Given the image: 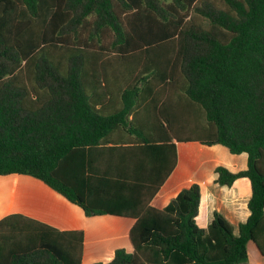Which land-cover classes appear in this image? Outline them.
Segmentation results:
<instances>
[{
  "label": "trees",
  "instance_id": "16d2710c",
  "mask_svg": "<svg viewBox=\"0 0 264 264\" xmlns=\"http://www.w3.org/2000/svg\"><path fill=\"white\" fill-rule=\"evenodd\" d=\"M222 145L250 182L238 234L196 217L200 187L150 204L176 144ZM26 175L87 217L134 220L107 264H248L264 257V0H0V176ZM83 234L10 214L0 264H81Z\"/></svg>",
  "mask_w": 264,
  "mask_h": 264
},
{
  "label": "crops",
  "instance_id": "0c3cea01",
  "mask_svg": "<svg viewBox=\"0 0 264 264\" xmlns=\"http://www.w3.org/2000/svg\"><path fill=\"white\" fill-rule=\"evenodd\" d=\"M176 150L177 165L150 204L163 208L182 189L198 184V227L206 228L217 214L232 226L233 234L237 235L239 226L250 215V182L244 178L237 180L231 188H223L215 182L214 170L218 166L226 167L231 172L244 170L247 166L246 156L230 154L222 145L176 144ZM10 214H21L62 232L81 231V264H107L116 250L132 251L129 231L133 219L114 215L87 217L80 207L30 176H0V220ZM251 247L255 245L249 242L248 264H252V260L253 264H264V257L256 247L250 253Z\"/></svg>",
  "mask_w": 264,
  "mask_h": 264
},
{
  "label": "rangeland",
  "instance_id": "374dc122",
  "mask_svg": "<svg viewBox=\"0 0 264 264\" xmlns=\"http://www.w3.org/2000/svg\"><path fill=\"white\" fill-rule=\"evenodd\" d=\"M254 248H255V247H251V248H250V253L254 252V250H255ZM255 252H256V251H255ZM257 254H258V253H257ZM251 262H252V264H253L254 261L252 260Z\"/></svg>",
  "mask_w": 264,
  "mask_h": 264
}]
</instances>
